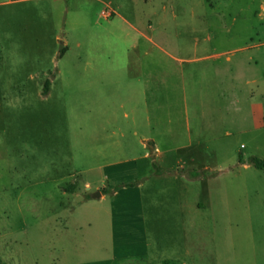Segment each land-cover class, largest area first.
Segmentation results:
<instances>
[{"label":"rangeland","instance_id":"obj_1","mask_svg":"<svg viewBox=\"0 0 264 264\" xmlns=\"http://www.w3.org/2000/svg\"><path fill=\"white\" fill-rule=\"evenodd\" d=\"M251 156L264 0H0V262L264 264Z\"/></svg>","mask_w":264,"mask_h":264},{"label":"trees","instance_id":"obj_2","mask_svg":"<svg viewBox=\"0 0 264 264\" xmlns=\"http://www.w3.org/2000/svg\"><path fill=\"white\" fill-rule=\"evenodd\" d=\"M48 89H49V80H45L44 86H43V92H44V94L47 93ZM249 163L252 164L255 168L264 171V159L259 158L257 156H251L249 158ZM102 192L103 193H106L107 191L105 189H103ZM0 264H5V263L0 262ZM152 264H157V263H152ZM159 264H171V260L166 259V260H163Z\"/></svg>","mask_w":264,"mask_h":264},{"label":"water","instance_id":"obj_3","mask_svg":"<svg viewBox=\"0 0 264 264\" xmlns=\"http://www.w3.org/2000/svg\"><path fill=\"white\" fill-rule=\"evenodd\" d=\"M100 196V191L96 190L94 193L91 194V197H98Z\"/></svg>","mask_w":264,"mask_h":264},{"label":"crops","instance_id":"obj_4","mask_svg":"<svg viewBox=\"0 0 264 264\" xmlns=\"http://www.w3.org/2000/svg\"><path fill=\"white\" fill-rule=\"evenodd\" d=\"M101 193V192H100Z\"/></svg>","mask_w":264,"mask_h":264}]
</instances>
